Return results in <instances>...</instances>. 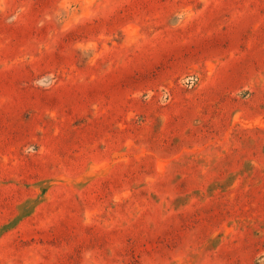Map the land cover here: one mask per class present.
<instances>
[{"label":"rangeland","instance_id":"1","mask_svg":"<svg viewBox=\"0 0 264 264\" xmlns=\"http://www.w3.org/2000/svg\"><path fill=\"white\" fill-rule=\"evenodd\" d=\"M0 264H264V0H0Z\"/></svg>","mask_w":264,"mask_h":264}]
</instances>
